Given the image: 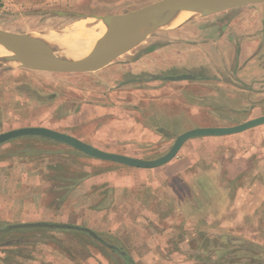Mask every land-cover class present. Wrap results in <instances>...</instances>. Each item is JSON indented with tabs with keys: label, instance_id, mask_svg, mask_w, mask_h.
I'll return each instance as SVG.
<instances>
[{
	"label": "rangeland",
	"instance_id": "obj_1",
	"mask_svg": "<svg viewBox=\"0 0 264 264\" xmlns=\"http://www.w3.org/2000/svg\"><path fill=\"white\" fill-rule=\"evenodd\" d=\"M158 1L0 0V33L56 35L94 26L90 17L124 15ZM163 32L112 61L72 71L0 70V134L44 127L104 152L154 160L186 131L264 116L210 122L199 115L211 92L226 88L179 87L160 79L165 72L123 65L151 59L143 51L161 46ZM260 130L197 140L173 163L152 170L93 159L43 138L0 145V264H264ZM180 163L188 164L184 174L177 172Z\"/></svg>",
	"mask_w": 264,
	"mask_h": 264
},
{
	"label": "water",
	"instance_id": "obj_2",
	"mask_svg": "<svg viewBox=\"0 0 264 264\" xmlns=\"http://www.w3.org/2000/svg\"><path fill=\"white\" fill-rule=\"evenodd\" d=\"M261 3H264V0H161L124 15L90 17L88 21H96V23L92 26V39L88 44L75 48H62L45 56L40 55L42 50L39 47L33 46L41 40V37L0 33V70L63 72L112 61L130 52L150 34L171 30L230 9ZM160 79L178 82L195 80V77L192 74H183ZM261 125H264V116L231 127L195 128L177 136L169 151L154 160L104 152L73 136L44 127H24L2 133L0 145L25 137L43 138L69 146L93 159L135 169L151 170L171 162L188 140L237 135ZM35 226L52 227L45 224Z\"/></svg>",
	"mask_w": 264,
	"mask_h": 264
},
{
	"label": "crops",
	"instance_id": "obj_3",
	"mask_svg": "<svg viewBox=\"0 0 264 264\" xmlns=\"http://www.w3.org/2000/svg\"><path fill=\"white\" fill-rule=\"evenodd\" d=\"M250 7L216 18H206L208 20H201L202 22L195 20L176 30H166L161 34L164 43L146 53L145 56L151 59L144 60L143 56H140L133 62L126 61L123 65L132 69L134 64L138 66L141 64V67H147L148 70L144 71L148 73L165 72L167 76L192 74L195 77V80L165 81L179 87L183 83L184 85L193 83L197 86L211 83L213 87L226 88L222 95L212 91L209 107L199 115L209 116V120L210 118L212 120L210 122H213L212 118H219L224 122L233 116L240 118L247 116L251 119L264 115V111L260 109L264 105V3L254 9ZM153 70L155 71L152 72ZM201 73L203 76L199 77L197 74ZM253 105L255 108L251 114L250 109ZM256 109H260L257 114ZM262 126L264 125L247 131ZM257 133L264 136V131L260 130ZM219 138L223 137L191 139L180 151L193 146L197 140L207 142V139ZM180 165L182 167L177 172L184 174L188 164Z\"/></svg>",
	"mask_w": 264,
	"mask_h": 264
},
{
	"label": "bare ground",
	"instance_id": "obj_4",
	"mask_svg": "<svg viewBox=\"0 0 264 264\" xmlns=\"http://www.w3.org/2000/svg\"><path fill=\"white\" fill-rule=\"evenodd\" d=\"M77 26V25H76ZM64 29L61 32L53 34H46L45 36L41 37L36 44H32L34 47H39L42 50L41 56H45L52 52H58L62 48H75L79 46H84L90 42L91 34H92V27H85L82 26L79 29ZM25 43L23 42L22 45ZM29 44V43H26Z\"/></svg>",
	"mask_w": 264,
	"mask_h": 264
},
{
	"label": "trees",
	"instance_id": "obj_5",
	"mask_svg": "<svg viewBox=\"0 0 264 264\" xmlns=\"http://www.w3.org/2000/svg\"><path fill=\"white\" fill-rule=\"evenodd\" d=\"M159 46L158 45H153V46H151V47H149V48H147V49H145L144 51H143V54L145 53H149V52H151V51H153L154 49H156V48H158ZM150 78H152V77H150Z\"/></svg>",
	"mask_w": 264,
	"mask_h": 264
}]
</instances>
